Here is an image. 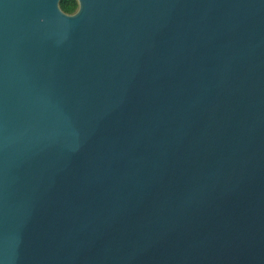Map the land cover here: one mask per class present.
I'll list each match as a JSON object with an SVG mask.
<instances>
[{
	"label": "water",
	"instance_id": "1",
	"mask_svg": "<svg viewBox=\"0 0 264 264\" xmlns=\"http://www.w3.org/2000/svg\"><path fill=\"white\" fill-rule=\"evenodd\" d=\"M0 0V264H264V0Z\"/></svg>",
	"mask_w": 264,
	"mask_h": 264
},
{
	"label": "trees",
	"instance_id": "2",
	"mask_svg": "<svg viewBox=\"0 0 264 264\" xmlns=\"http://www.w3.org/2000/svg\"><path fill=\"white\" fill-rule=\"evenodd\" d=\"M59 8L61 9L62 12L66 14H71L74 12L76 8V4L74 0H61L59 2Z\"/></svg>",
	"mask_w": 264,
	"mask_h": 264
}]
</instances>
